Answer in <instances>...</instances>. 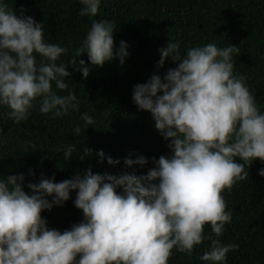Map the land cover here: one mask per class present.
<instances>
[{
	"label": "clouds",
	"instance_id": "1",
	"mask_svg": "<svg viewBox=\"0 0 264 264\" xmlns=\"http://www.w3.org/2000/svg\"><path fill=\"white\" fill-rule=\"evenodd\" d=\"M101 2L79 0V14L97 16ZM114 32L111 21L92 23L65 63L60 58L69 49L45 38L43 22L23 11L17 15L0 0V107L9 109L15 124L37 106L53 119L79 112L66 82L68 68L86 79L90 68L80 59L85 54L92 66L114 59L123 66L129 46L121 41L116 48ZM159 51L157 68L169 58L178 65L163 78L153 74L135 85L133 101L151 115L171 155L153 159L154 166L140 176L93 174L90 168L60 182L42 175L38 183L27 184L29 192L24 174L0 178V264H168L173 249L191 255L205 239L211 245L200 256L203 264H227L238 245L219 239L232 221L223 193L248 178L254 161L264 163V112L246 77L234 71L236 45L208 43L181 54L180 44L169 41ZM80 119L84 126L94 124L88 113ZM82 131L74 125L76 136ZM77 151L67 144L63 159ZM97 156L105 158L102 150ZM107 163L120 161L108 157ZM124 163L144 167L148 161L140 156ZM258 174L264 177V168ZM72 192L82 222L63 232L49 228L41 214L63 206ZM205 225L216 239L205 237Z\"/></svg>",
	"mask_w": 264,
	"mask_h": 264
},
{
	"label": "trees",
	"instance_id": "2",
	"mask_svg": "<svg viewBox=\"0 0 264 264\" xmlns=\"http://www.w3.org/2000/svg\"><path fill=\"white\" fill-rule=\"evenodd\" d=\"M6 2L17 15L23 11L36 22H43L45 38L69 49V54L60 58L65 63L96 21L115 25L116 48L121 41L129 46L123 66L118 59L103 67L92 66L85 54L80 59L90 68L86 79L79 71L68 68L71 77L66 82L78 98L79 112L70 111L63 118L53 119L50 114H40L37 106L26 121L15 124L9 109L0 107V178L24 174L26 192L30 191L27 184L38 183L42 175L60 182L89 168L100 175H146L154 166L153 159L171 155L168 141L155 130L151 115L139 110L133 101L135 85L146 83L153 74L163 78L178 65L169 58L162 68L156 67L159 50L169 41L180 44L181 54L208 43L219 47L236 45L239 51L234 54V71L246 77V86L264 112V0H102L95 17L79 14V0ZM83 113L93 117V125L84 126L80 119ZM74 125L83 128L79 136L74 134ZM69 143L78 151L65 161L63 150ZM101 150L105 154L103 161L97 156ZM140 156L148 161L144 167L125 166V159ZM108 157L120 163L109 165ZM261 168L264 163L254 161L248 178L223 193L232 221L225 225L219 239L225 245H238L228 254L227 264H264V177L258 174ZM29 170L33 175H28ZM70 196L63 206L41 214L49 228L63 232L82 222L83 213L73 204L76 193ZM204 235L216 239L210 225H205ZM210 245L211 240L205 239L191 255L173 249L168 264H203L200 256Z\"/></svg>",
	"mask_w": 264,
	"mask_h": 264
}]
</instances>
